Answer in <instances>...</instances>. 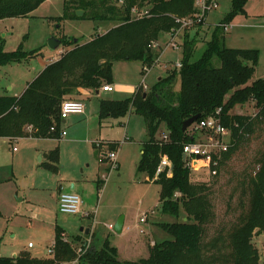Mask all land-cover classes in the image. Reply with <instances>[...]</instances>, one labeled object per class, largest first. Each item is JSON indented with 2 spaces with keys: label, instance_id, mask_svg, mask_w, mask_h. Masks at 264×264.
<instances>
[{
  "label": "trees",
  "instance_id": "16d2710c",
  "mask_svg": "<svg viewBox=\"0 0 264 264\" xmlns=\"http://www.w3.org/2000/svg\"><path fill=\"white\" fill-rule=\"evenodd\" d=\"M46 1L0 0V21L28 17ZM247 2L233 1L231 12L213 28L211 40L206 43L199 60L192 61L197 45L195 37L184 34L181 69L157 81L148 94L140 92L141 95L138 93L133 99L101 102V121L125 118L131 112L145 119L149 138L142 147L138 172L148 177V183L161 186L164 214L178 217L180 207L184 208V221L162 225L173 239L151 247L150 257L146 260L123 263L118 260L117 249L111 247L108 239L101 240L96 232L85 234L90 242L83 243V251L77 253L58 229L53 258L37 259L23 253L16 258L0 257V264H69L75 260L81 264H262L253 239L264 235V151L257 161L259 171L254 177L249 176L248 210L229 237L217 230L213 240H209V226L216 221V214L210 188L191 182V170L183 156L184 145L196 142L191 128L184 132L183 124L196 115H201L199 123L221 109L222 122L231 130L232 145L222 154L219 169L237 153L248 139L247 135L264 126V79L251 83L253 67L250 64L255 66L258 52L229 49L222 35L223 26L243 13ZM120 3L127 5L119 7ZM144 3L149 6L148 14L133 20L132 10L145 7ZM194 3L195 0H64L65 14L58 22L78 19L75 11L83 10L82 20L119 22L121 25L84 45L64 43L73 48L59 61L50 64L21 97L0 96V139L13 140L30 135L40 139H60L62 104L81 88L95 91L104 84H112L115 62L137 61L152 67L158 59L153 43L162 34L179 27L175 21L177 17L192 15ZM29 57L34 56L22 50L6 53L0 46V65L22 62ZM216 60L220 66L215 65ZM177 77L179 93L171 89ZM249 102L258 114H231L238 105L244 107ZM162 126L168 131L167 142H161L162 136L158 137ZM55 155L54 162L44 164L53 172L58 171L55 164L59 151ZM164 157L174 166L171 177L167 171L157 176Z\"/></svg>",
  "mask_w": 264,
  "mask_h": 264
},
{
  "label": "rangeland",
  "instance_id": "374dc122",
  "mask_svg": "<svg viewBox=\"0 0 264 264\" xmlns=\"http://www.w3.org/2000/svg\"><path fill=\"white\" fill-rule=\"evenodd\" d=\"M233 1L219 0V8L207 17L208 25L222 23L224 17L233 8ZM125 4L120 3L119 7ZM144 6L135 9L137 12L147 11L148 4L144 3ZM76 13L77 11L75 15ZM64 14V0H48L28 17L0 21V46L3 51L14 53L22 50L34 56L22 62L0 65V96L21 95L27 83H31L48 65L57 62L73 48L72 45L66 46L64 43L78 42L79 45H83L97 35H103L117 25H121L119 22L82 20L83 17L63 19L58 22ZM137 17V14L132 11L131 18L134 20ZM227 24H230L232 28L222 34L225 36L226 47L257 51L258 59L253 66L251 83L264 79V0H248L243 13ZM210 29L212 30L208 35L213 33V28ZM193 30L196 32L198 28L181 34H189ZM200 33L194 36L199 45H196L193 62L201 58L206 48L207 42L200 38L202 35ZM53 36L62 42L58 50L49 48L48 41ZM167 39L168 34H162L156 42L160 46L154 51L162 54L161 60L159 63L155 62L156 64L149 67L147 71H143L141 62H115L112 67L114 90L107 97L111 100L125 101L133 99L140 92L148 94L159 77L167 78L175 70L178 71L179 68L175 67L182 62V49L167 48ZM207 39L209 40L210 36ZM62 50L64 52L60 55ZM215 65L220 66L219 61L216 60ZM167 67L171 69L167 71ZM144 82L148 87L147 90H142ZM179 82L177 77L171 87L175 93L180 92ZM81 98L77 93L67 100L84 104ZM91 102L85 106V116L68 118L62 126L68 135L61 137L60 141L34 139L13 141V146L20 152L9 155V145L0 139V257H13L15 254L27 253L37 259L53 258L51 250L55 228L58 225L69 232L70 235L61 231L63 238L71 242L77 253L83 250V243L90 242L84 233H80V230L92 228L101 240L108 239L111 247L117 249L119 261L139 262L150 257V249L155 244L173 239L164 231L163 224L184 221L186 215L182 206L178 217L163 213L161 186L146 182L145 174L138 172L140 150L142 144L149 138L145 119L132 113L118 120L113 128L100 130L93 125L96 119L91 115L94 104L98 101L93 98ZM246 106L238 105L231 114L246 116L258 114L252 103L249 102ZM86 116L88 119L78 120L82 119L79 117ZM84 124L90 126V130ZM254 130V134L246 136L248 139L241 144L231 160L221 169L219 165L217 175L211 174L204 161L189 162L191 182L205 184L210 188L216 221L209 226V240L215 239L217 230L223 231L229 237L231 230L239 225L240 218L248 210L249 176L254 177L259 171L260 165L257 161L264 151V126ZM72 131L79 132L77 138L79 137L80 142H68V139L73 137ZM164 134H168V131L165 126H162L158 137ZM193 136L196 140L203 137L200 134ZM89 141L124 142L120 145L118 154L119 168L104 169L102 158L99 160L94 150L95 145ZM56 147L59 148L60 161L56 164L59 170L58 173H53L41 167L40 164L47 161V158L43 156L44 153ZM2 156H5V159H2ZM108 164L111 163L108 162ZM8 170H12V176ZM10 176L13 181L7 180ZM245 181L246 184H244ZM73 184L76 185L74 191L71 189ZM60 186L63 191H70L81 197L84 202L81 214L60 213L57 200ZM15 189L31 196H21L20 193L17 196ZM23 198L26 200L21 201ZM122 216L127 218L122 233L110 231L107 226L114 227ZM141 218L144 219L143 223H140ZM253 243L264 264V235L255 236ZM29 244H32V247H29ZM69 264H81V262L75 260Z\"/></svg>",
  "mask_w": 264,
  "mask_h": 264
},
{
  "label": "built area",
  "instance_id": "2783aa9c",
  "mask_svg": "<svg viewBox=\"0 0 264 264\" xmlns=\"http://www.w3.org/2000/svg\"><path fill=\"white\" fill-rule=\"evenodd\" d=\"M219 8V0H195L194 13L184 18H176L175 21L179 25L178 28L172 29L168 33V39L166 41L167 48L183 49V36L182 32L192 30L198 26H204L208 15ZM133 13L137 14V19H141L148 14V11L137 12L136 9L132 10ZM225 31H228L227 25L223 26ZM156 42L153 43L152 48H158ZM182 62L177 64L176 68L181 69ZM149 67H145L147 71ZM144 90L148 88L143 86ZM105 92L112 91V87H103ZM85 105L78 101H66L61 106V120L66 121L70 116H80L85 114ZM221 109H219L214 115L202 120L199 123H195L191 127L192 135L200 134L203 135L194 143L186 144L183 147V156H186L185 161L188 162V167H191L190 161H204L207 164V168L210 170L212 175L218 174V167L221 162V156L227 153L232 145V133L226 126H224L221 118ZM29 130L32 131L30 128ZM52 131H55V127H52ZM67 135L66 131L62 132V137ZM169 141V135L164 134L161 142ZM17 151V149H14ZM107 159L110 160L112 168L117 167V154L115 152L108 154ZM190 162V163H189ZM172 163L167 157H164L157 171V176L162 173L168 172V175L172 176ZM83 201L80 196L74 193H62L59 201V211L66 215H79L82 213ZM88 216V215H86ZM144 219H140V223H143ZM107 228L110 231H114L113 225H108ZM32 247V244L29 245ZM55 243L51 250V254L54 256ZM81 250L79 253H81Z\"/></svg>",
  "mask_w": 264,
  "mask_h": 264
},
{
  "label": "crops",
  "instance_id": "0c3cea01",
  "mask_svg": "<svg viewBox=\"0 0 264 264\" xmlns=\"http://www.w3.org/2000/svg\"><path fill=\"white\" fill-rule=\"evenodd\" d=\"M225 18V17H224ZM218 25H220V24H218ZM215 26H217V25H213V26H209L208 25V21L206 20V26L204 25V26H202L200 29H198V30H196V32H195V30H193L191 33H189V34H191V36L192 37H194V36H198L199 34H196V33H198V32H201L200 34H202V35H200L201 37V39H203V40H205V42H209L210 40H211V37H212V34L211 35H208L209 34V31L210 30H212V29H210V28H215ZM228 27H229V29L230 28H232V26L230 25V24H228L227 25ZM117 27V26H116ZM115 28V27H114ZM205 29H208V30H205ZM229 29H228V31H229ZM111 30V29H110ZM225 32H227V31H225L224 30V33ZM106 34V33H105ZM208 36H210V39L208 40L207 38H208ZM92 40V39H91ZM90 40V41H91ZM88 43V42H87ZM84 44H86V43H84ZM83 44V45H84ZM198 45H199V43H198ZM197 45V46H198ZM196 46V47H197ZM225 46H226V44H225ZM228 48V47H227ZM62 52H64V50H62L61 52H60V55H61V53ZM182 52H183V49H182ZM183 55V54H182ZM161 56H162V54H158V59H157V61H156V63H159L160 62V60H161ZM182 58H183V56H182ZM60 59H61V57H60ZM60 59H58L57 61H59ZM142 63V62H141ZM155 63V64H156ZM169 63V62H168ZM142 65H143V63H142ZM170 65H173L172 63H170ZM177 65V64H176ZM49 66V65H48ZM47 66V67H48ZM46 67V68H47ZM146 66L145 65H143V71H144V68H145ZM173 67V66H172ZM174 67H175V64H174ZM45 68V69H46ZM176 68V67H175ZM44 69V70H45ZM171 69V68H170ZM168 67H167V71L168 70H170ZM43 72V71H42ZM42 72H40L39 73V75L34 79V80H36L41 74H42ZM160 79H162L161 77H159L158 78V80L157 81H159ZM33 80V81H34ZM32 81V82H33ZM31 82V83H32ZM31 83H27V86H26V88H25V90L23 91V93L21 94V95H19V96H14V97H21L24 93H25V91L28 89V87H29V85L31 84ZM105 86H110V87H112V84H104V85H102V87L100 88V89H98V90H91V89H83V88H81V89H79L78 90V96H80V97H82L81 99H83V102H84V105L86 106V104L88 105V104H91L92 102V99L93 98H96L97 99V101L98 102H96L95 104H94V109H93V113L91 114L92 116H95V119H96V121L94 122V126H97L100 130L101 129H103V128H113L114 127V125H115V123L116 122H118V120H122V119H113V118H109V119H106V120H104V121H101V119H100V106H101V102L103 101V100H111L110 98H108L107 96H108V94L109 93H112L113 92V90H114V88L112 87V91H110V92H105L104 90H103V87H105ZM143 86H146V83L144 82L143 83ZM142 86V87H143ZM147 87V86H146ZM148 88V87H147ZM142 90H144V88H142ZM4 96H6V95H4ZM116 101V100H115ZM244 107H247V106H244ZM132 113H134V112H131V113H129L128 115H130V114H132ZM86 115V112H85V114L84 115H80V116H85ZM127 117V116H126ZM79 118H82V119H78V120H80V121H84V120H86V119H88V117L86 116V117H79ZM68 120V119H67ZM66 120V121H67ZM66 121H63L62 122V126L63 125H65V123H66ZM120 123H122V122H120ZM86 127H87V129L88 130H90V126H87L86 124H84ZM61 130H62V132L63 131H65V129L63 130V128L61 127ZM29 132H31V131H29ZM72 136L74 137V138H76V139H72V138H70V139H68V142H71V143H73V142H80V139H79V137L77 138V136L79 135V132L78 131H76V132H73L72 131ZM68 135V134H67ZM66 135V136H67ZM87 135H88V132H87ZM65 136V137H66ZM61 137H62V135H61ZM24 139H34V140H37V141H42V140H61V138L60 139H54V138H46V139H43V138H34L33 136H28V137H25V138H20V139H13V140H9V139H2L3 141H6V143L9 145L8 146V150H9V155H11V154H17V153H19L20 151H15L14 149L16 148L15 146H13V144H12V142L13 141H18V140H24ZM75 140H77V141H75ZM147 142V141H146ZM146 142H144V143H146ZM89 143H93L94 145H95V148H94V150H95V153L99 156V160H100V158H102V163H103V168L104 169H107V170H109V169H111L112 168V164H108V162H110V160L109 159H107V157H105V156H108V154H110V153H113V152H115L116 154H117V168H119V166H118V164H119V161H118V154H119V150H120V145H122L124 142H120V141H103L102 143H97V142H93V141H89ZM144 143L142 144V147H143V145H144ZM17 149V148H16ZM11 151V152H10ZM56 151H59V148L58 147H56L54 150H51V151H49V152H47V153H44V155L43 156H45L46 158H47V161H45V162H41V164H40V166L41 167H44V168H46V169H48L47 167H45V165L44 164H50V163H52V161L51 160H53V162L56 160V155H55V153H56ZM141 155H142V148H141ZM141 155H140V157H139V161H138V163H137V166L139 165V162H140V159H141ZM42 157V156H41ZM2 159H5V156H2L1 157ZM59 161H60V156H59V158H58V161H57V163L56 164H58L59 163ZM100 162V161H99ZM111 163V162H110ZM55 164V166L57 167V170H59V168H58V165H56ZM49 170V169H48ZM8 173H12V170H8ZM53 173H58V171L57 172H53ZM193 173H196V172H193ZM11 176H12V174H11ZM11 176L7 179L8 181H13L12 180V178H11ZM146 176V175H145ZM146 178V182L148 181V177L146 176L145 177ZM151 183H153V182H151ZM71 189H72V191H74V190H76V185H72V187H71ZM16 190V192H17V196H19V193L20 194H22L21 196H31V195H27L26 193H24V192H21L20 190H17V189H15ZM14 190V191H15ZM45 192V191H44ZM55 193V192H54ZM62 193H73V192H70V191H63V188H62V186H60V188H59V190H58V195H57V200H58V204H59V201H60V196H61V194ZM56 194V193H55ZM74 194H76V193H74ZM76 195H78V194H76ZM79 196V195H78ZM24 200H26L25 198H23L21 201H24ZM83 201V200H82ZM28 203H30V201H27ZM59 206V205H58ZM83 206H84V202H83V205H82V208H83ZM89 214V213H88ZM127 219V218H126ZM126 219H125V223H126ZM115 227V226H114ZM58 229L60 230V231H63V232H65L66 234H68V235H70L69 234V232L68 231H66L64 228H62V227H59L58 225H56V228H55V236H54V242H53V244L55 243V238H56V233H57V231H58ZM83 229V232H81V230H80V233H84V234H86L85 233V231L86 230H90V233H94V231H92L93 229L91 228V229H86L85 230V228H82ZM86 235H88V234H86ZM262 236V235H261ZM89 241V240H88ZM30 245V244H29ZM23 254V253H22ZM20 255V254H19ZM18 254H15V256H13V257H6V258H16V257H18L19 256ZM263 264V263H262Z\"/></svg>",
  "mask_w": 264,
  "mask_h": 264
},
{
  "label": "water",
  "instance_id": "95a60500",
  "mask_svg": "<svg viewBox=\"0 0 264 264\" xmlns=\"http://www.w3.org/2000/svg\"><path fill=\"white\" fill-rule=\"evenodd\" d=\"M84 11H77L76 16L77 18H82L84 16ZM48 45L49 48L52 50H58L60 48V46H62V42L60 40H57L54 36L52 38H50V40L48 41ZM250 67H253V64L250 65ZM201 118V115H196L190 119H188L187 121L184 122L183 124V131L186 132L187 130H189L195 123H197V121ZM186 159V156H184V160ZM200 158H198L199 160ZM174 169V166H172V170ZM124 222H125V217L122 216L118 219L115 227H114V231L118 234L122 233L123 227H124ZM81 232H83V229H81ZM86 234H90V230H86L85 231Z\"/></svg>",
  "mask_w": 264,
  "mask_h": 264
}]
</instances>
